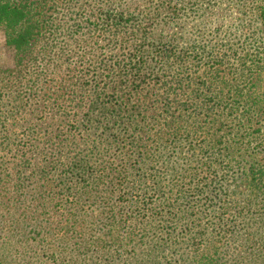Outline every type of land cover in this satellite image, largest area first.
Listing matches in <instances>:
<instances>
[{"label":"trees","instance_id":"16d2710c","mask_svg":"<svg viewBox=\"0 0 264 264\" xmlns=\"http://www.w3.org/2000/svg\"><path fill=\"white\" fill-rule=\"evenodd\" d=\"M73 2L0 0V264H264V42Z\"/></svg>","mask_w":264,"mask_h":264},{"label":"rangeland","instance_id":"374dc122","mask_svg":"<svg viewBox=\"0 0 264 264\" xmlns=\"http://www.w3.org/2000/svg\"><path fill=\"white\" fill-rule=\"evenodd\" d=\"M71 1L74 2L69 4L68 8H71L72 5L77 7L75 9L72 8V12H77L79 7L83 5L82 0ZM107 1L103 6L107 4L111 8L115 7L120 10L140 13L146 21L153 23L154 28L164 30L162 36L165 39H176L180 45H188V43H198L199 45L203 43L211 49L214 45L227 46L237 44V46L241 47L245 43L247 44L246 49L248 52L252 53L257 47L256 41L262 40L264 42V26L257 21L256 8L260 0H175L182 7V10L178 13V18H174L175 20L168 17V12L157 8L159 5L157 0ZM190 1L196 2V5L192 6ZM65 11L67 13V10ZM261 52L264 55V47L261 48ZM14 64L15 54L5 45L3 34L0 31V68H11ZM82 150L83 148L77 150L75 155L80 154ZM172 172L173 170H171ZM182 176L184 175H178V177L175 174L167 175L165 178L166 186L169 184L173 185L175 178L182 181ZM159 188L161 189L160 185ZM170 190L172 193H176L172 188L168 191ZM239 192H242L243 196H245V189H241ZM183 201V199H180L178 208L172 211V214L179 209L189 208L190 204L188 205L187 202V204H183ZM97 213L99 214V212ZM196 215L197 212L194 213L191 210L188 213L189 218L184 219H195ZM169 216L168 213L164 219H168ZM100 219H105V217L86 219L87 227L100 232V229L103 228V224H100ZM180 250L182 249H178V251ZM116 262L120 264L121 261Z\"/></svg>","mask_w":264,"mask_h":264}]
</instances>
